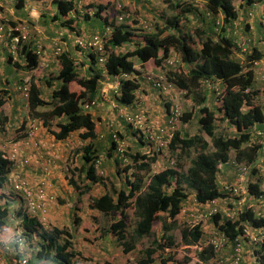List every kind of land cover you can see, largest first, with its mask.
Here are the masks:
<instances>
[{
    "label": "trees",
    "instance_id": "16d2710c",
    "mask_svg": "<svg viewBox=\"0 0 264 264\" xmlns=\"http://www.w3.org/2000/svg\"><path fill=\"white\" fill-rule=\"evenodd\" d=\"M79 1L52 0V4L56 5L57 13L43 14L46 20L43 27L47 34L52 35V39L56 38V44L47 47L38 46L39 40H35V45L32 44L34 39L21 41L17 52L19 51L24 62L11 64L10 57L7 64L1 62L7 68L12 69L10 65H13L20 73L15 75L12 71L14 75L8 77L5 82L0 78V83H10L13 81L10 80L11 78H17V84L22 85L25 80L21 70L31 71L38 66L45 70L48 68L47 74L28 80V96L25 98L19 92L18 105L26 106L25 115L28 118L31 116L33 119L41 120L43 126L55 139L63 140L69 134L78 132V137L86 141V144L80 147L78 154L79 166L68 169L66 177L75 191L77 201L88 192L91 183L109 185L108 192L90 197L88 205L111 217L108 232L116 237L124 253L135 249L138 238L152 235L149 244L142 249L141 256L134 262L126 261L125 264H153L158 251L159 254L165 253L166 249L177 246L171 233L178 227L181 213L183 214L184 211L185 216L187 214L186 197L192 194L199 205L223 197L227 193L225 187L229 183L219 180L221 168L219 165L226 163L223 170L226 172L230 167L227 166L230 155H233L235 161L252 164L257 162L260 155L264 144L257 138L263 137L259 135V131L264 133V108L256 105L254 99L260 92L257 88L262 87L259 86L262 78L256 74L253 62L263 60L264 51L260 48L259 42L249 43L253 37L251 33H248L244 48L238 45L234 35H236L235 31H247L249 26L254 24L249 16L248 7L258 3L264 5V0H167L172 14H164L155 21L153 31H149L148 27L143 30L137 29L141 32L136 31L134 27L137 26L134 24L136 21L130 19V16H124L120 22L108 21L100 15L101 3L89 0L79 6ZM20 2L22 0L17 4L19 5ZM89 8L93 10L92 14L88 13ZM71 11L75 12L78 20H74ZM189 16L193 18L198 16L202 22L208 19L205 23L206 28L198 24L194 34L188 32L185 23ZM92 18L100 21L93 22ZM258 20L259 24L254 26L255 34H258L257 40L264 42V17H258ZM12 24L16 25L15 22ZM108 24L112 26L110 34L104 32ZM149 24L151 25V22ZM95 25H98L99 30L92 32L94 31L92 27ZM97 34L103 36L101 49L92 44V39ZM136 34L140 37H135ZM69 37L70 39L72 37V41ZM4 39H7L11 52L10 36H5ZM57 47H60L59 53H55ZM39 49L49 53L47 61L43 64L40 62L39 53H36ZM75 51L78 55L84 53L80 60ZM173 53L178 59L171 57ZM101 55L106 57V61L102 67H99L98 58ZM82 58L83 61L89 62L87 71L80 67ZM149 60H153L155 66L151 70H146L143 66ZM135 64L141 68L137 69ZM102 72L111 76L118 75L117 78H111V81L120 79L119 93L110 98L112 108L117 109L119 113H116L117 117H114V120L102 121L99 115L93 113L92 106L96 104V100L99 98L104 100L99 92L100 82L104 78ZM124 74L127 76L124 77ZM203 85L211 94L207 95L206 92L200 91L199 87ZM1 87L0 127L2 128L8 120L7 115L2 111V106L15 97V91L9 88L11 86L7 90L3 85ZM173 90L178 94L183 90L184 95L191 96L192 107L189 111L181 110L174 95L176 92ZM204 90L206 91V88ZM142 94L147 95L151 103L156 102L157 97L163 99L164 96H168L164 101L162 100L165 107L164 113L162 112L163 120L166 124L173 126L182 112V122L188 121L192 116L199 128L193 135H183L179 129H171L169 137L157 129L156 132L167 138L168 143L149 146L153 150L151 156L139 150L127 152L128 163L120 168L114 135L117 136V142L122 138L125 139L126 135H134L140 145L145 144L144 138L149 134L148 131L142 134L131 131L132 123H126L125 114L133 116L143 112L148 119L155 116L151 114L150 109L142 105L132 110L134 103L142 104ZM211 97L215 100L208 103ZM24 111L22 109L23 113ZM13 113L17 116L15 108ZM117 118L125 123L130 133L128 131L127 134L121 133L116 128ZM96 119L101 126L103 123V126L107 127L106 134H103L106 136V142L103 144L93 142L94 139L97 140ZM53 120L56 124L55 129L50 126ZM24 121L22 118L21 122ZM215 121L220 123L226 121L235 128L236 132L216 134ZM166 149L179 155L177 158L190 150L197 152L185 170L181 166H168L151 174L146 183L140 172L148 169L151 163L157 160V155H161ZM101 154L107 157L116 155L115 174L109 177L110 183L108 177L97 173L95 161ZM3 156V152L0 151V235L15 233L18 228L16 225L22 223L20 229L24 238L27 241L36 239L33 245L36 251L32 254V260L50 259L58 264H72L73 259L81 256V253L73 250L72 235L67 229L53 227L46 231L41 229L39 222L34 218L25 216L21 220H15L11 216L14 198L12 193L10 195L6 191L5 186H7V176L11 171H15V168L12 167V162ZM252 169L255 173L258 170L254 165ZM81 174H83V182L85 180L89 182L87 185L75 178V175ZM262 181V176L250 177L247 184L249 192L257 197L264 196ZM129 209H132L136 222L132 235L127 238ZM162 213L165 217L161 216ZM158 220L161 224V233L155 236L152 229ZM208 220L213 227L223 231L230 241L242 233L243 221L248 222L252 227L264 228V216L257 217L252 211L243 212L239 220L232 221L220 213L214 214ZM184 222H187V217ZM205 222H199L192 229L183 225L181 241L185 244L196 242L202 235V226ZM8 223L12 226L10 227ZM247 248L250 250L249 254L253 256L254 263L263 264L264 243L258 247L247 246ZM213 255L218 256L210 248L195 252V258L199 257L203 260H209ZM258 256L261 258L260 261L257 259ZM159 259L160 264H169V262L190 264L193 261L186 255L181 261H177L172 254L166 257L160 255ZM12 263L10 260L8 264Z\"/></svg>",
    "mask_w": 264,
    "mask_h": 264
},
{
    "label": "rangeland",
    "instance_id": "374dc122",
    "mask_svg": "<svg viewBox=\"0 0 264 264\" xmlns=\"http://www.w3.org/2000/svg\"><path fill=\"white\" fill-rule=\"evenodd\" d=\"M86 1H89V0H80L78 2V3H80L79 6L81 5V3H84ZM118 1L121 3H124V9L126 10V12H128L130 14V19L133 18V20L136 21V23H134V24H137V26H134V27H136L137 32H141L138 30H143L145 27H148L147 29L149 31H153L155 29V26L153 25L155 21L159 20L164 14L165 15H171L172 14V9L168 8L167 0H110V2L108 4H106V6H107L106 10L109 13V15L115 16L116 14H118V15L120 14V12H117V8L115 6ZM47 4H49L48 7H42L41 8V11L43 14H53L55 12L57 13L56 5L52 4V2H49V1L47 2ZM28 10H30V6H28ZM248 10H249V7H248ZM71 13L73 14L74 20L79 19L78 17H76V14L74 13V11H71ZM38 15H40L39 16L40 18H37L38 16H35L34 17L35 21L32 22L30 27L36 26L38 28L44 29L43 25L45 22L42 19V14H38ZM260 17L262 18V17H264V15H262ZM197 18H199V17L195 16L193 18L192 16H189L188 21L185 23L186 24V30L188 32L194 34L195 27H197L198 24L201 25V27L206 28L205 23L207 22L208 19H206L205 21L202 22V21H200V18L198 20H197ZM92 20H93V22L100 21L97 18H92ZM252 20L254 21V24L252 26L248 25L249 29H247V31H240V30L235 31L236 35H234V36L238 42V45L240 47L244 48V47H246L247 38L249 36L248 33H251L252 34L251 37L253 36L254 38L252 37V40L249 43L254 44V42H256V43L259 42L260 48L264 51V42L257 40L258 34L257 33L255 34L256 31H255L254 26H255V24L256 25L259 24V23H257L258 19L255 17V18H252ZM81 21H83V20L81 19ZM150 22H151V25L149 24ZM19 24H23V22H21ZM53 25H54V23H53ZM64 33H66V32L64 31ZM29 35H30V32H29ZM44 36L46 37V39H50L52 37V35L50 36V34H47V32L45 30H44ZM135 37L138 38L140 36L138 34H136ZM43 41L44 40L41 39L40 43L42 44ZM6 53L7 52L5 50L4 51L2 50L1 56L6 57ZM171 57H174V59H178V56L175 53H173L171 55ZM262 61L264 62V59L261 60V62ZM154 66H155V64H154L153 60H149L148 64H147V67H148L147 70H151ZM52 70H54V69H52ZM47 71L48 70H43L41 72V70H40V74H38L37 77L44 75V74H47ZM37 73H38V71H37ZM258 77H259V75H258ZM259 86H263L262 83ZM204 88H206V91L204 90ZM199 89H200V91L206 92L207 95L211 94L210 90H208L207 87L204 85L200 86ZM257 89H259L260 92L257 95L258 97L256 99H254V103L256 105H259L260 107L264 108L263 107L264 106V88L261 87V88H257ZM173 92H176V90H173ZM174 95L176 97L177 102L179 103V105L181 107V110L182 111L185 110V112L189 111V109L192 107V104H191L192 102L190 100L191 96H187L184 94H178L177 92L174 93ZM167 97L168 96H166V97L164 96L163 99L157 97L156 102L154 104L151 103V105H155V106L160 107L161 113L162 112L164 113L165 107H164L162 100L164 101ZM211 100H213V102H214L215 98L211 97L208 100V103L211 102ZM12 104L14 105V103L9 102V104L2 106V108L4 107V110H6V112L8 113L11 109L10 105H12ZM24 108L26 111V106L22 107L21 109H23V111H24ZM216 115H218V114H216ZM12 116L14 119L15 113H13ZM23 118L26 119V121L28 122V124H26V126L23 129H22V125H24L26 123L25 121L21 124V123L15 122V120H12L8 124V128H11L13 126L8 133L9 134L8 140L15 142V141H18V140L25 138V137L31 138V137L27 136L26 130L28 129V127H30V125L32 123H30V121H28L27 116H26V118L25 117H23ZM29 118H31V116ZM215 123L217 124L215 126V133L216 134H233L236 132L235 128L231 125H228L226 121H223L222 123L215 121ZM121 125H123V124H121ZM36 126H37V129L35 130L34 136H32L34 143L39 140L38 136H40V134H43V136H47V135L51 134L47 130V128L43 126V124H41V126L43 127V129H41V131H40V129H38V127L40 125L36 124ZM50 126L53 127L54 129L56 128L55 120H53L51 122ZM197 128H199V126L197 125L196 120L192 116H190L189 120L186 122L185 121H183V122L179 121L177 123V129H179V131L181 133H183V135H185V134L193 135L194 133L197 132ZM21 129L23 131H21ZM122 129L124 131L129 132V129H127L126 125L123 126ZM73 135H74V139H73V136L71 137L72 142L74 143V146L72 148V153L69 154V156L66 158L67 161L65 162V164L68 168H70L69 161H73V160L75 161V159L77 158V163H78V153H79L80 147L82 146L78 140V135H77V138H76L75 132L73 133ZM130 137H132V135ZM133 137H135V136L133 135ZM133 137H132V139H133ZM15 138H17V139H15ZM132 139H128V138L124 139L125 142L127 143L126 148H127L128 152L139 150L142 153V151L146 150L145 147L142 148V151L139 149V145H136V143L138 142L136 137H135V140H132ZM257 139L262 141V143L264 144V137H262V138L259 137ZM40 145H41V143H39V147H40ZM141 146L143 147L145 145L141 144L140 147ZM20 147L24 148L25 150H30L29 148H25L24 146H20ZM22 150H21V153L24 154V151L22 152ZM196 152L197 151H193V150L191 151L190 150L189 152L182 153L180 155L181 157L177 158L179 155L177 156L176 153H174L170 149H166L161 155H157V160L155 162L151 163V165L148 169L142 170L140 173L147 183L151 174L156 173L165 167H168V166L179 167V166H181V168L185 170L190 165L191 159L196 156ZM263 152H264V150H263ZM31 154H35V152L31 151ZM262 155H264V153H262L261 156ZM149 156H151V155L149 154ZM230 158L232 159L233 155H230ZM172 159L175 162L173 164L170 163V160H172ZM224 164H222L223 167L221 166V168H220L219 180L222 181L223 183H230L235 176V171H234L235 168H234L233 164L231 163V161H229L227 166H230V167L227 169V171H228L229 175H231V173L233 172V176H228L227 171L226 172L223 171L224 166H226ZM124 165L120 164L119 166H120V168H123ZM28 166H30V165H28ZM33 166H34V164H33ZM73 168H71V169H73ZM101 169H102V167H101ZM249 174H248L249 179H250V177L255 178L258 176H262V180H263L262 186L264 189V171H262V172L256 171V173H255L252 169V170H250ZM103 176L108 177V183H110V179H109L110 174H108V175L105 174ZM80 178H82V177H79L78 179H80ZM82 180L84 181V178H82ZM78 181L81 182V180H78ZM246 183L247 184L249 183L248 180L246 181ZM5 188H7L6 191L8 193H10V195L12 193V195L14 196L13 197L14 199L18 200L16 197V194L14 193V191L10 187H5ZM63 194L64 195H60V194L55 195V198H56L55 202L58 203L59 205L66 203V202L69 205H88V201L90 200L89 197L84 195L80 198V201H77V197H76L74 189L72 192H70L67 189L63 190ZM62 196H64V198H62ZM67 199H68V201H67ZM18 204H19V202H18ZM64 205H66V204H64ZM197 205H199V204L194 200V197L192 194H190L189 196L186 197V201H185L186 213H187V210L189 211V210H194V209L198 208ZM65 213H67L66 210H65ZM75 215H77V214L75 213ZM75 215L70 216V212H69V217H67V218H69V221L67 220V222H69L71 224L72 217H74ZM128 215H129V218H128L127 227H126L127 238H129L132 235L134 227H135V222H136V217L134 216L132 209H129ZM84 216L86 217V215H84ZM161 216L165 217V215L163 213L161 214ZM185 218H186L185 213L184 212H183V214L181 213L180 218L178 220V227L175 228L171 233L176 244H177V246H175L171 249H166L165 253L159 254V251H158L155 254V261L153 264H160L159 256L161 255L162 257H166L168 254H172V256H174V258L177 261H181L182 257L184 255H186L187 257H189V259L193 260L192 261L193 263L191 262L190 264H198L197 259H200V258L199 257L195 258V252L197 251V249H194L192 247L193 243L188 244L190 246H185V243L183 241H181V228L183 225H185V222H184ZM80 219L82 221L81 223H83V221L85 220V219L82 220V216ZM103 220L107 221V223L105 224V222H103ZM110 220H111V218L105 216V214H100L99 216H98V214H91L89 222H86L87 223L86 226L83 227V225H82V227H81V225H80L81 230H78L77 228H74L71 225L76 230L75 231V230H73V228H71L72 229L71 235H73L71 238L72 247L74 249H76L75 251H79L82 253L81 256H78L73 260L72 264H124L126 260L134 262L136 259H138L141 256L142 249L149 244L152 235L144 236L142 238H138L136 241L135 249L125 254L122 252V247L117 242V240L114 238V236L108 232V226L110 224ZM49 221H50V219H49ZM50 225L52 227H55L51 221H50ZM73 225H74V223H73ZM9 226L11 227L12 225L9 224ZM63 227H65L63 229H68L66 226H63ZM212 229H213V226L211 224H209V220L206 221L202 226V237L207 238ZM152 230H153V235H155V236L160 235L161 224H160L159 220L156 221V224ZM35 242H36V240L32 241V243H30L29 246L31 247L32 245H34ZM32 248H33V246H32ZM104 248H107L108 250L106 251ZM33 251H35V249ZM228 254H229V251L227 253H225L224 255L226 256ZM243 262L244 261L242 260L241 264ZM51 264H58V263L56 261H51ZM169 264H170V262H169ZM245 264H254V262L250 258L249 260H246Z\"/></svg>",
    "mask_w": 264,
    "mask_h": 264
},
{
    "label": "crops",
    "instance_id": "0c3cea01",
    "mask_svg": "<svg viewBox=\"0 0 264 264\" xmlns=\"http://www.w3.org/2000/svg\"><path fill=\"white\" fill-rule=\"evenodd\" d=\"M20 0H0V10L2 11V13L6 16L7 19L11 20V22H15L16 25H20L19 23L23 22L27 25L28 27V32H30V39L33 40L32 44L35 45V40H39V42H41V39L44 40L43 43H39L38 45H43V46H47L50 47L51 46V38L50 39H46V37L44 36V29L43 28H38L36 26L34 27H30V25L32 24L33 21H35L34 17L38 16L37 18H40L38 14H42V19L44 20V22H46V20L43 17V13L41 11L42 7H48L49 4H47V2H52V0H22V2L19 3V5L17 4V2H19ZM96 3L98 2H104V0H93ZM28 6H30V10H28ZM254 6V7H253ZM252 7L249 8L248 13L249 16L251 18H257L260 17L261 15H264V5L263 4H255ZM26 10V11H25ZM52 15V14H50ZM36 18V19H37ZM260 19V18H259ZM262 20V19H261ZM259 21V20H258ZM257 21V23H258ZM95 32L97 30H99L98 25H95L94 27H92ZM70 39V37H69ZM72 41V37L70 39ZM69 40V41H70ZM68 42V41H67ZM70 46V45H69ZM68 46V47H69ZM7 49V50H6ZM2 50L6 51V57L1 56L2 54ZM76 55L79 56V60L81 58V55L84 53H77V51H75ZM8 57H10V63L12 64V62H18V63H23V57L19 54H12V51L10 52V48L8 47V41L7 39H4L3 41H0V78L3 82H5V80L8 77H12L14 74L18 75L20 72H17V68L13 67V65H10L12 67L11 68H7L5 67V65H2V63H6L7 64V60ZM83 58L80 61V67L82 70L87 71L89 69V62L87 61H83ZM2 62V63H1ZM148 61L146 63H144V68L147 70ZM9 66V67H10ZM12 71L14 74H12ZM38 71V73H37ZM255 72L257 75H264V62L260 61L257 66L255 67ZM21 74L23 76V80H27L30 78H35L37 77L38 74H40V70H31V71H26V70H21ZM17 78H11L10 80H13L12 82H6V84L4 83H0V88L1 85H3L4 89H9L12 88L15 91V97H13V99H11L10 102L14 103V105H10L11 109L10 111L7 113L6 110H4V107L2 109L3 113L5 115H7V122H5L3 125L4 127H0V151H7L9 150L14 144H17L19 146H24L25 148H29L30 150H25L24 148L20 147V149L22 150L23 153H19L20 155V159L25 158L27 156H29L30 158V163L28 165H25L21 162H14L15 164L12 165L13 168H15V171H18L20 176L27 178L28 180L32 181V183H36L39 180H45L47 183V189L49 192H51L53 195H64L63 194V190H69L70 192L73 191V187L67 182V172L68 169H71L73 167H77L80 164L77 163V158L75 159V161H69L70 163V168H68L65 164V162L67 161L66 158L69 156L70 153H72V148L74 146V143L72 142L71 137L73 136L74 139V135L73 133L69 134L65 139L63 140H58L55 139V137L53 135H47V136H43V134H40V136H38V145L35 147V144L32 143V139H30V143L25 144L24 140L20 139L18 141L12 142L11 140H8L9 137V131L11 128H8V124L12 121L15 120V122H19L22 124L21 120L23 117L26 118V113L22 112V107L20 105H18V101L20 100L18 91L15 89V86L18 85L17 83ZM9 83V85H8ZM11 86V87H9ZM9 87V88H8ZM151 96V93H149ZM12 97V96H11ZM95 99V96L93 97ZM141 98L143 99L142 104H137L134 103V105L131 107L132 110L138 109V105H142L145 108H147L149 111H151V114L160 117L163 120V113H161L160 107L155 106V105H151L150 100L148 99L147 95L142 94ZM96 100V99H95ZM153 104L155 102H152ZM9 104V102L5 103L4 105ZM3 105V106H4ZM93 110H94V114L95 115H99L103 120L108 121L109 120H114V117L116 118L118 113L117 109H113L112 105H111V99H106L104 98L101 99L99 98L98 100H96V104L92 106ZM124 107V106H123ZM17 110V116L15 115V118L13 119V111ZM19 111H21L22 113H20ZM19 112V113H18ZM28 118V116H27ZM25 120V124L22 125V129L26 126V124H28V122ZM121 122V123H120ZM42 124V123H41ZM41 124H39L40 126L38 127V129H43V127L41 126ZM123 124V125H121ZM115 126L118 130L121 131V133H126L127 131H124L122 129L123 126H125V123L120 120L119 118L116 119V123ZM107 127L102 126L100 124V122L96 119V132H97V136L96 139L97 140H93V142H99L101 144L106 142V136H104L103 134H106V129ZM21 129V131H23ZM48 133V132H47ZM76 133V138L78 135V132ZM130 133V130H129ZM125 135V134H124ZM49 136V137H48ZM104 136V137H103ZM103 137V139H101ZM128 139H131L133 137H130L129 135L125 136ZM17 139V138H15ZM78 140L80 142L81 145L86 144V141H82L79 137ZM133 140H135V137H133ZM78 142V143H79ZM39 143H41L40 147H39ZM138 143V142H137ZM136 143V144H137ZM107 144V143H106ZM139 145V143H138ZM141 145V144H140ZM139 145V149L142 151V148H144L145 146H141ZM146 148V147H145ZM35 149V150H34ZM31 151L35 152V154H31ZM80 151V150H79ZM145 152V151H142ZM80 154V153H78ZM102 158V169H103V175L105 174H110V176H113L115 174V163H114V158H116V155H113L112 157H107L105 156V154ZM79 159V158H78ZM120 160V159H119ZM34 164V166H33ZM45 165V166H44ZM225 167V166H224ZM46 169V170H45ZM231 172V171H230ZM229 175V173H228ZM230 176H233V172L231 173ZM79 177L83 178V174L81 175H75V178L78 180H81V183H85L86 185L89 183L87 180H85V182H83L82 178L78 179ZM105 177V176H104ZM121 178H123V175H121ZM80 182V181H79ZM89 190L87 193H85L84 195L89 197H95V196H99L105 192L109 191L110 186L109 185H104V184H100L99 183H91L89 186ZM83 195V196H84ZM62 198H64V196H62ZM66 199V198H65ZM68 201V199H67ZM66 204V205H64ZM89 204V201H88ZM12 209L15 210V213H12V215H17L16 219H22L24 218V216H27L26 214V210L25 208H23V204L20 201L18 204V200L14 199L13 203H12ZM20 206V207H19ZM46 207H47V215L50 219V221L53 223L54 226H57L59 228H65L63 226H66L69 231L71 232L72 229L71 228H77L78 230H81V227L83 225L86 226V222H89V219L91 217V214H98V216L101 213L100 211H98L97 209H93L90 207V205H69L66 203L63 204H58L55 201H49L46 203ZM65 210L67 211V213H65ZM70 212V216L75 215V213L77 215H75L74 217H72V222L71 224L69 222H67V220L69 221V212ZM86 215V217L84 216ZM81 216H82V220L85 219L83 221V223H81ZM107 217H109L108 215H105ZM111 218V217H110ZM103 222H105V224L107 223V221L103 220ZM74 223V225H73ZM111 223V220H110ZM73 227H72V226ZM81 225V227H80ZM78 226V227H77ZM73 228V230H75ZM76 231V230H75ZM76 234V233H75ZM73 236V235H72ZM5 238H9V235H5ZM114 238L116 239V237L114 236ZM34 241V239H33ZM118 242V241H117ZM32 243V240H30L28 242V248L26 250V253L28 255V259H29V264H51V261L53 260H49V259H43V260H32V253L34 252V247L32 248V246L30 247L29 244ZM248 246V245H247ZM73 248V247H72ZM0 256H2L3 258H5L6 263L10 262V257H11V253L13 254V249H11V252H7L5 250H2V246H0ZM106 251L108 250L107 248H104ZM73 250L75 251L76 249L73 248ZM245 255L243 258V263L245 264L246 260H249L251 257L249 256V253L247 251V249L245 250ZM22 252V251H21ZM79 252V251H76ZM228 250H225L224 253H227ZM81 253V252H80ZM20 254V253H19ZM82 254V253H81ZM75 259V258H74ZM73 259V260H74Z\"/></svg>",
    "mask_w": 264,
    "mask_h": 264
},
{
    "label": "built area",
    "instance_id": "2783aa9c",
    "mask_svg": "<svg viewBox=\"0 0 264 264\" xmlns=\"http://www.w3.org/2000/svg\"><path fill=\"white\" fill-rule=\"evenodd\" d=\"M88 13H93L92 9H88ZM28 27L27 25H15L13 26L9 19L2 13L0 10V39H4L5 36H10L12 44V54L17 53V48L21 41H24L28 37ZM111 27H106L104 32L107 34L111 33ZM5 31V34H4ZM108 36V35H107ZM102 35H95L92 39V44L97 46L99 49L102 48ZM51 44H56V38H51ZM41 46V45H38ZM60 47H57L55 53H59ZM39 53V58L41 64L47 61L49 55L46 50L39 49L36 51ZM106 61V57L103 55L99 58V63L101 67ZM254 64H257V61H254ZM101 85H100V94L103 95V98L109 100V95H117L120 89V79H115L111 81V78H117L116 76L106 75L102 72ZM127 74H124L126 77ZM264 82V81H263ZM21 92L27 96L28 95V85H22L19 87ZM124 119L132 123L135 128H144L148 117L143 112L134 114L133 116L125 114ZM31 125L28 130V135L33 140L35 130L37 129L34 121H31ZM259 135H263L262 131H259ZM262 137V136H261ZM114 138L117 143V149L122 154L124 151V143L122 141L117 142V136L114 135ZM28 142H26L27 144ZM35 144V147L38 145L37 142H32ZM164 141H161L160 144H163ZM4 157L14 162H21L25 165L30 163L29 157L20 159L19 147L17 144H14L7 153L4 154ZM235 168V176L231 183L227 184L225 189L227 190L226 195L221 198H216L205 203V205H199L198 208L194 210L187 211L186 217L187 222L186 226L191 229L201 221H206L210 219L214 214L220 213L227 217L228 219L234 221L239 220L240 215L246 211H252L255 216L260 217L264 215V201L261 197L252 195L249 192L247 187V177L251 169V164L245 162L235 161L234 157L229 159ZM228 161V162H229ZM97 164L99 161H96ZM257 166L262 168L264 166V156H261L257 161ZM45 166V165H44ZM46 170V169H45ZM6 184L14 191L19 201L22 202L23 208H25L26 213L29 217L36 219L42 229L49 228V217L47 215L46 203L49 201H54L55 196L48 191L47 183L45 180H39L36 183L20 176L18 171H11L6 178ZM243 225L242 233L233 238L232 241L229 240L227 235L218 229H212L207 238H200L194 245L193 248H206L209 247L214 253H217L218 256L213 255L211 262L204 260L198 261V264H241L244 255V244L246 243L249 246H261L264 243V228L263 227H252L248 222H241ZM14 242L10 247L8 243H0V245L5 250H11L16 248L17 250L22 251L27 244L26 238L23 236V231L18 227L13 236ZM230 246L232 251L229 256L222 257L219 255L225 247ZM215 256V259H214ZM260 261V257H257ZM19 264H26L27 257H23L18 260ZM0 264H6L5 260L0 256ZM258 264H261L258 262ZM264 264V261H263Z\"/></svg>",
    "mask_w": 264,
    "mask_h": 264
},
{
    "label": "clouds",
    "instance_id": "9594fccd",
    "mask_svg": "<svg viewBox=\"0 0 264 264\" xmlns=\"http://www.w3.org/2000/svg\"><path fill=\"white\" fill-rule=\"evenodd\" d=\"M107 2V3H106ZM110 2V0H104V2H98V3H101L102 4V9H101V11H100V15H101V17L102 18H106V19H108V21H111V20H115L116 22H120L121 20H122V18L125 16V17H127V16H130V14L128 13V12H126V10L124 9V3H121V2H117L116 3V8H117V12H120V14L118 15V14H116L115 16H111V15H109V13L107 12V6H106V4H108ZM75 13V12H74ZM10 21V20H9ZM11 24H12V22H10ZM13 25V24H12ZM20 25H26L25 23H23V24H20ZM111 27L112 28V26L110 25V24H108L107 25V27ZM27 39H30V36H29V34H28V37H27ZM102 44V43H101ZM17 53H19V51L17 52ZM48 55H49V53H48ZM101 56H103V55H101ZM261 60H257V64L260 62ZM78 63V62H77ZM254 63V62H253ZM98 64H100L99 63V58H98ZM257 64H254L255 65V67L257 66ZM58 67V65H56L55 66V68H57ZM99 67H101V65L99 66ZM135 67L137 68V69H140L141 67L138 65V64H135ZM36 70H41V72L43 71V70H45V68H42L41 66L39 67H37L36 68ZM46 70H48V68L46 69ZM260 78H262V88H264V75H262ZM28 80L29 79H27V80H25V82L22 84V85H25V84H27L28 85ZM22 85H16L15 86V89L18 91V93L20 92V94L22 95V96H24L25 98H27V96H25L22 92H21V89L19 88V87H21ZM28 88H29V85H28ZM179 94H184V91L183 90H180V92H179ZM110 97H109V99L111 98V96H113V95H109ZM179 104V103H178ZM181 116H182V112L179 114V117L176 119V122H175V124L173 125V126H171V125H169V124H166L165 123V120H162L160 117H158V116H154L152 119H148V121H147V123H146V125H145V127L144 128H142V129H140V128H135L134 127V125L132 124V127H130L131 128V130H134V131H136L137 133H140V134H142L144 131H148L149 132V134L146 136V138H144V145H145V147H146V150H145V152H142V153H146V154H150V155H152L153 154V150L149 147V146H153V145H161L160 144V142L161 141H164V143L163 144H167L168 142V139L167 138H164V137H162V136H160L157 132H156V130L157 129H159L160 130V132H163V133H165V134H167L168 135V137L170 136V130L171 129H175V128H177V123L179 122V121H181ZM34 121V123L35 124H41L42 123V121L41 120H38V119H33V118H28V121H30V123H31V121ZM126 123L127 124H129V122H127L126 121ZM163 126V127H162ZM161 127V128H160ZM28 130H29V127H28V129L26 130V133H27V136L29 137V135H28ZM264 137V136H263ZM23 140H24V143L26 144V142H28V143H30V138H27V137H25V138H22ZM21 139V140H22ZM121 141L124 143V151H123V153L121 154L119 151H118V149H117V146H116V154H117V156H118V158L120 159V164H122V165H124V164H127L128 163V157H127V148H126V145H127V143L125 142V140L122 138L121 139ZM32 142H33V140H32ZM27 143V144H28ZM18 147H19V153H21V149H20V146L18 145ZM263 150H264V145H263V147H262V150L260 151V155L258 156V158H257V161H258V159L261 157V154L262 153H264L263 152ZM8 151V150H7ZM7 151H5V152H3V155L5 154V153H7ZM164 152V151H163ZM162 152V153H163ZM159 155V154H158ZM103 156L104 155H99V157L97 158V160L99 161V163L97 164V160L95 161V165H96V169H97V173L98 174H100V175H102L103 176V169H101V167H102V158H103ZM262 156H264V155H262ZM4 157V156H3ZM27 157H29V156H27ZM5 158V157H4ZM30 158V157H29ZM12 162V161H11ZM170 163L171 164H173V163H175L174 162V160L172 159V160H170ZM229 163V162H228ZM246 163V162H245ZM226 164V163H225ZM247 164H251V167H252V165H254L255 167H256V169H258V170H256V171H264V166L262 167V168H259L258 166H257V162H255L254 164H252V163H247ZM221 166H223L222 164H220L219 165V167H221ZM166 168V167H165ZM164 169V168H163ZM251 170V169H250ZM247 180H248V182H249V176H248V178H247ZM5 187H9L8 185L7 186H5ZM253 195V194H252ZM55 196V195H54ZM255 196V195H254ZM14 197V196H13ZM17 197V196H16ZM259 197H261L263 200H264V196L263 195H259ZM17 199H18V197H17ZM55 200H56V198H55ZM54 200V201H55ZM18 202H20L19 201V199H18ZM197 206H199V205H197ZM20 207V206H19ZM185 211H186V207H185ZM188 211V210H187ZM184 212V211H183ZM12 213H15V210L14 209H11V216L12 217H14V218H16L17 217V215H12ZM27 215V214H26ZM28 216V215H27ZM264 216V215H263ZM25 217V216H24ZM29 217V216H28ZM260 217H262V216H260ZM23 219V218H22ZM16 220H21V219H16ZM207 221V220H206ZM185 225H186V223H185ZM17 227H22V223L21 224H19V225H16ZM56 227V226H55ZM53 227L50 225V221H49V228L48 229H45L46 231H48V230H50V229H52ZM57 228H59V227H57ZM42 229V228H41ZM59 229H62V228H59ZM192 229V228H191ZM213 229H215V227H213ZM42 230H44V229H42ZM68 230V229H67ZM69 231V230H68ZM71 233V232H70ZM15 235V233H13V234H11V235H9V238H5V236H1L0 235V243L2 244V243H8L9 245H10V247L13 245V242H14V239H13V236ZM113 235V234H112ZM114 236V235H113ZM201 237H202V235H201ZM200 237V238H201ZM199 238V239H200ZM203 238V237H202ZM198 239V240H199ZM205 239V238H204ZM36 240V239H35ZM197 240V241H198ZM33 241V240H32ZM196 241V242H197ZM28 242L29 241H27V244L25 245V247H24V249L22 250V252L20 251V250H17L16 248H13V254L11 253V257H10V260L13 262L12 264H19V262H18V260H20V259H22L23 257H27V262H26V264H29V259H28V255H27V253H26V250H25V248L27 249L28 248ZM196 242H193V245L196 243ZM1 246V245H0ZM36 246V245H35ZM185 246H190V245H188V244H185ZM249 246V245H248ZM244 255H245V250L247 249V251H248V253H250V250L247 248V244L245 243L244 244ZM206 248H209V247H206ZM194 249H197V250H202V249H205V248H194ZM1 250V249H0ZM2 250H5L3 247H2ZM225 250H228L229 251V254L228 255H226V256H229L230 255V253H231V251H232V249H231V247L230 246H228V247H225L224 249H223V251H221V253H219V255L220 256H222V257H226L224 254V251ZM5 251H7V252H11V250H5ZM35 251H36V248H35ZM34 251V252H35ZM123 252V251H122ZM20 253V254H19ZM124 253V252H123ZM126 254V253H125ZM244 255H243V258H244ZM249 256L251 257V259L253 260V256H251L250 254H249ZM3 258V257H2ZM213 258V257H212ZM212 258L211 259H209V260H204V261H207V262H211V260H212ZM4 260H5V258H3ZM50 260V259H49ZM201 260H203V259H197V261H201ZM126 261H128V260H126ZM126 261H125V263H126ZM253 262H254V260H253ZM5 263H6V260H5ZM124 263V264H125ZM6 264H8V263H6ZM255 264V263H254Z\"/></svg>",
    "mask_w": 264,
    "mask_h": 264
}]
</instances>
